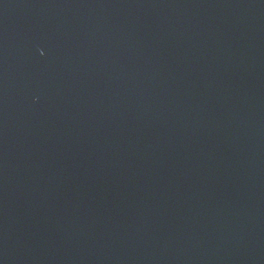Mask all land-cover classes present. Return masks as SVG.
Returning <instances> with one entry per match:
<instances>
[{
  "label": "water",
  "instance_id": "95a60500",
  "mask_svg": "<svg viewBox=\"0 0 264 264\" xmlns=\"http://www.w3.org/2000/svg\"><path fill=\"white\" fill-rule=\"evenodd\" d=\"M0 264H264V0H0Z\"/></svg>",
  "mask_w": 264,
  "mask_h": 264
}]
</instances>
